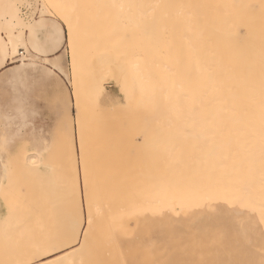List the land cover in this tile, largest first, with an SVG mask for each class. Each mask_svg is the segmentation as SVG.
Listing matches in <instances>:
<instances>
[{
	"label": "bare ground",
	"instance_id": "1",
	"mask_svg": "<svg viewBox=\"0 0 264 264\" xmlns=\"http://www.w3.org/2000/svg\"><path fill=\"white\" fill-rule=\"evenodd\" d=\"M2 1L0 0V27H7L13 22V14L12 10L7 7L11 5L9 1H3L5 6L2 5ZM152 1L155 4L159 1L160 4H163L162 11L164 10V12L162 13L166 17L165 7L169 3H166V0H162L164 1L162 3L161 0H158L157 3V0ZM152 1L147 0L146 8L149 7V10L144 7L145 3L140 7L145 8L146 12L144 13L148 14V11L151 13V9L154 11L155 5H153L154 7L149 6V3L150 5L153 3ZM169 1L171 3V0ZM184 1L185 4L187 3L185 6L191 8L186 9L183 6V0H179L180 10H182V6L183 9H186V17H182L184 26L181 27L179 24L177 27H171L173 29L180 27L178 29L180 44H174L177 40L173 35L175 46L172 47L170 36H167L170 40H165L167 32L171 28L165 26L156 28L157 24L156 26L153 24L157 22L155 19L152 23L154 28L148 22L144 23L146 17H143V23L151 25L153 28L148 29L149 31L146 33L144 30H147V27L145 25L146 29L141 28L143 27L142 23L141 26L139 24L140 29L137 31L138 33L143 29L144 34H152L148 44L149 51L147 55L141 56L144 60L146 58V61L143 63L141 59V63L145 64L148 59L147 64L153 71V91L146 97L147 105L154 106L152 108V110L154 109L153 116H149L151 123L147 120L153 127H148L147 121L142 125L154 131L145 130L146 128L142 127L140 133L143 132L142 135L146 136L149 134L147 132H153L151 135L156 140L160 138V141L164 137V142L167 145L164 149L166 154L159 155L157 153L158 155H156L154 149H150L153 161L149 160V163L151 161L152 165L144 162L145 160L142 161L143 158H141L142 162L139 161L141 164H146L148 169L143 168L142 165L138 168L137 166L140 164H137L136 158H134V164H136L134 168L138 170L143 168L141 172L138 170L135 172L136 170L133 168L134 171L129 170L131 164H127L131 159L126 160V158L134 157L135 154L130 155L132 149L129 148L130 154L125 152L127 149L125 139L123 142L125 145L123 143L116 144L113 141L114 147L111 145L110 147H112L111 149L117 148L116 152L126 148L123 151L127 155L126 158L121 156L122 159L118 154L116 157L114 156L115 160L118 159V164H123L124 168L117 171V163L110 162L113 161V154L109 156L112 160L107 158L110 163L102 159L107 164L116 165V167L114 165L115 169L106 165L107 168L110 167L109 173L112 172V176L113 173L117 175L114 174L116 177L113 185L115 186L110 189H106L104 186H99L97 189L93 187L85 189L87 219L89 214L87 193H93L92 230L88 236V243L83 249L75 252L65 249L69 252L65 257L68 264H233V253H235L233 252L235 243L233 244L232 235L234 232L233 217L239 219L241 229L240 232L236 231L235 239L238 233L247 235L246 243L241 246L245 247L244 254L247 252L248 247L246 246L250 240L249 226L247 225L248 215L257 213L264 221V217H262L264 215V0H198V4L194 2L193 5H188V2L192 4L191 2L194 0ZM46 2L53 3L50 0H46ZM127 3L125 5H128ZM141 4H143L142 0L138 7ZM61 8L68 10L66 8L70 7ZM133 9L136 11L135 8ZM178 10L176 12L180 18L185 10L180 13ZM156 11L153 13L154 15L155 13L158 15L160 9L158 11L156 8ZM132 12L130 11V13ZM138 12L141 13L142 10L136 11V13ZM161 14L159 16H163ZM138 16L141 17L142 14ZM140 17L136 16V19L142 22ZM182 18L179 22L181 25H183ZM46 19L50 20V17ZM151 19L150 17L149 21ZM160 22L163 21L160 20ZM165 22L167 23V20ZM165 22H163L164 25ZM163 23L160 25L162 26ZM131 24L135 25L133 21H130ZM133 27L137 28L138 25ZM142 34L140 35L142 36ZM144 34V39L148 38ZM16 35L19 36L20 32L17 31ZM117 35L119 36V33L113 34V37L116 36L119 39ZM100 37L102 38L101 35ZM167 41H169L168 44ZM107 42H109L108 39ZM169 44L170 46H168ZM109 45H107V49H111L112 45ZM175 47L177 48L175 49ZM171 48L175 49L176 55L170 62L172 53L169 58L167 52L172 51ZM8 50L10 52L11 45H8ZM18 51L20 52V49ZM112 51L114 53L113 49ZM103 52L107 55L106 49ZM144 52L146 54V50ZM103 55L101 53V58ZM111 55H107L106 59L104 56L105 60L102 58L105 64L103 63L104 73L100 74L101 79L99 78V81L101 80L100 90L103 89V82L114 79L111 67L117 63V58L114 59V55L112 57ZM121 55L118 54L120 57ZM137 55L139 56V54ZM38 56L39 53L35 52L28 57L19 56L18 61L23 65L22 69L15 74L9 73L6 80L8 83L10 80L15 81V83H9L14 89L20 91L21 88H30L31 81L38 72L47 76ZM134 57L136 58V54ZM138 58L135 59L136 62H132L133 66L130 64L131 71L136 73L133 76L134 80L135 78L143 79L142 74L145 72L143 68L140 69V59ZM118 67L117 74L119 76L127 73L124 67ZM146 71L148 72V70ZM59 72L67 75L63 66ZM102 80L105 81L102 82ZM19 107L18 105L15 108L16 111ZM165 109L167 115L165 112L166 119L163 120L161 114ZM149 111L148 109L147 112ZM2 117L7 120L8 126L17 124L19 120L17 125H19L18 130L21 131L24 121L18 112L12 116ZM16 119L18 120L16 121ZM122 126L124 127V124ZM120 128L126 137L128 135L127 128V134L123 132L125 128L121 126ZM80 129L79 131L83 133V127ZM5 134L3 132L1 135L4 137ZM123 135H121L122 139ZM151 135L144 138L153 139ZM151 139L145 140V142L147 141L145 145L148 146L146 150L150 146L152 148L153 141ZM86 140L89 143L87 138ZM122 144L125 147L121 148ZM92 145H88L89 151L86 150V146L84 150L89 153L94 148L96 151L95 144ZM118 146L121 147L118 148ZM90 147L92 148L90 149ZM108 149L106 148V151ZM44 150H46L45 147L33 148V153L31 151V154L26 155L28 165L42 164L43 159L40 157ZM102 150L100 152L103 153L105 150ZM5 155H0V197L3 196L5 184L11 171L10 162L5 161ZM88 155L86 154L87 157ZM106 155L104 154V156ZM86 156L84 153L83 157ZM91 159L93 160V158ZM124 160L125 162L129 161L125 163ZM86 166L88 165L86 164ZM92 167L94 169L95 166ZM112 168L115 172L112 171ZM85 172L91 171L85 170ZM104 176H100L103 177L99 181L101 185L105 182ZM73 177L76 184L75 195L80 199V176L75 173ZM86 177L87 183H89V176L83 175L85 183ZM92 177L90 178L92 179ZM95 178L98 180L99 177ZM110 179V182L113 181L112 178ZM80 211L83 219L82 210ZM5 216L6 206L0 201V234L7 226ZM87 219L83 226L84 231L88 230ZM245 221L246 224H244ZM262 236H264V230L259 233L257 238H262ZM80 240L83 243V235L80 236ZM257 248L259 254H264V245ZM58 250L57 253L63 256L64 253ZM7 255L14 257V260H9L8 264H25L28 259L25 255L15 256L11 252Z\"/></svg>",
	"mask_w": 264,
	"mask_h": 264
},
{
	"label": "rangeland",
	"instance_id": "2",
	"mask_svg": "<svg viewBox=\"0 0 264 264\" xmlns=\"http://www.w3.org/2000/svg\"><path fill=\"white\" fill-rule=\"evenodd\" d=\"M3 1L5 2V0ZM3 1H2V5L5 6ZM8 1L9 4H22L27 2V0H11V1L8 0ZM51 1H53L54 5H56L57 7H55ZM138 1L140 3V0H136V1L134 0H57V1L50 0V2L52 3L51 4L49 2L47 3L46 0H40L41 4L47 3L50 6L46 10L45 18L50 17V19H57L60 13L63 12L64 14L68 13L67 15L73 16L75 22L78 21L76 22L79 27V35H80L78 54L76 59V66L74 69L71 49L70 48L67 49V55L62 61L64 72L67 73V75L58 72L55 76L45 77V74L38 72L35 74L33 80L31 81L30 88L28 89L21 88L20 91L14 89L6 81L8 78L7 77L8 74L4 77H0L1 78L0 79V124L2 122V124L0 125V129L4 130V131L0 130V141L6 138L12 140L15 137L12 153L11 154L6 153L5 155V161H7V163L8 161L10 162L9 165H11L10 166L11 171L10 174L8 175V179L5 184L3 196L0 197V201L6 206L5 221L7 223L4 232L0 234V250H1L0 264H8L9 260L11 261L14 260V257H9L7 253L9 254L11 252L15 256L25 255L29 257L28 255L37 246L43 245L59 237L66 227L67 221L71 215L70 213H72L73 211L74 202L75 205L79 207L80 210H82L83 224H84L83 226H85V222L87 219L85 189L92 187L97 189L99 188V186H104V188L106 189L113 188L115 186L113 184H115V177L117 175L116 173H113L112 176L111 175L112 172L109 173L110 167L114 168L115 165V164L113 165V163L110 165L109 163L114 162L117 163L116 164L117 167L121 166L120 168H117L115 165L117 171H119L118 169L121 170L122 168H124L122 167L123 164L122 165L120 163L118 164L117 161L118 159L115 160V157L116 154H118L120 157L125 156L124 158H126L127 155L124 154L123 152L126 148L119 149V151L116 152L117 148L111 149L112 147H110V145L113 146V141L116 144L123 143L126 141L127 142V143L125 142L126 145L123 143L127 147L126 149L127 151L125 150V152H128V154H130L129 149H132L130 155L133 156V154H135L137 156V157L135 155L134 157L130 156L131 158L127 157L126 160L131 159L129 163H127L129 160L127 162H125V160L123 161L128 165L131 164L129 170L134 169L136 170L135 172H137L138 169L134 168V166L136 165L134 164V160H135L134 158H136L135 162L137 164H140L139 166H137L138 168L141 167L142 165L144 166L143 168L146 167L148 169L149 167H147L146 164L144 163L141 164L139 163V161H141V158H143L142 161L145 160L144 162L148 163L149 165H152L151 161H150L151 164L149 163V160L153 159L151 158L152 156L150 155V151H149L150 149H154L153 151L156 152V155L166 154L164 149L166 148L167 145L164 142V137L161 138V141L160 138L156 140L151 135L153 134V132L150 133L145 131L149 133L153 138V139L150 138L151 141H153L152 148L150 146V148H147L146 150V147L148 146H146L145 143L150 139L148 138L147 140V138L145 139L144 137L149 136V134L145 136L142 135L143 132L142 134L140 133V129L142 130L143 127L142 124L146 123L145 121L148 120L151 123L149 116L151 117L153 116V110H154V109L152 110V108L154 107L152 104L147 105L146 103V97L148 93H152L153 91V71L151 70V66L147 64V62H149L148 59L147 62L145 63L147 65H145L143 63L144 61H146V58L145 60L143 57L141 58L142 55H147V52L149 51L148 44L151 41L152 34L149 35L144 33L146 31H149L148 29H152L154 26H156V24H157L156 28H160L163 26L169 28H171L172 26L177 27L179 24H180L179 26L183 27L184 26L183 20L186 17L185 15L186 9L189 7L185 6L187 3L185 4V1L183 0L184 2L183 6L186 7V9H183V6L181 8L182 10H185V12L183 11L184 13L182 14L183 16L180 17L179 15L180 18L184 17L181 19L182 20L181 22L183 24L181 25V23H179L180 18H178L176 12L179 6L181 7V5L179 4V0L176 1L171 0V3L169 0L165 1L166 3L168 2L170 5L169 6L168 4L165 3L166 15L168 17L167 16L165 17L164 16L165 14L162 13L164 12V10L162 11L163 4H160L159 3L160 1L159 2L158 0L156 1V3L158 2L157 4H159L160 6L155 4L152 0L151 1L154 4L152 3L150 5L149 3V6L155 5L158 11L160 9L158 15H156L155 13L156 16L153 14L156 11V8L155 9L153 8L154 6L151 7L154 9V11L151 9V13L149 11L148 14L144 13L146 12V10H149V7L148 9L146 8L147 7L146 4H148L147 0H142L143 4L139 5V7H138L139 4ZM197 1L198 0L196 1L194 0L193 2H191L192 4H189L190 2H188V5H193L194 2L198 4V2L202 0H199L198 2ZM121 2H125V3L122 4ZM126 2H128L127 3L128 5H125ZM132 2H134L135 4L134 3L132 4ZM162 2L164 1L161 0V3ZM120 3L122 4L121 7H120ZM66 4L77 5L78 7L66 8L68 10L58 7L62 5L64 6ZM133 5L136 7H132ZM143 5L146 8V10L145 8H140ZM133 8H135L136 11L142 10V12L136 13V11ZM182 10H180L179 8L178 10L179 13ZM24 11L27 10L25 9ZM130 11L131 12L133 11L132 12L133 14L130 13ZM159 13L160 14L162 13L163 16H159L160 15ZM130 14L135 16H132ZM140 14H142L141 17L138 16ZM153 15L155 18L153 17ZM136 16L137 18L140 17L141 18L140 21L142 22H139L138 21L139 19H136ZM143 17H146L147 19L148 18L150 19L151 17L152 19L150 21L149 19L148 21H146L147 19L146 18L144 19ZM142 18L145 20L144 23L148 22L152 26L153 24L155 25L152 27L151 25L149 26L148 24H144L143 23L144 20ZM128 19L130 21H133L135 25L133 24L130 25V21ZM154 19L157 21L156 23L154 22L155 21ZM160 20L163 22L167 20V23L165 22L164 25V23L160 22ZM136 23H138L137 25L139 28L133 27V26H137ZM142 23H143V27L141 28L144 29L145 27H147V30H144L145 31L144 32L142 29L138 33L140 34L143 33L144 36L148 37L145 39L143 37V34L142 36L140 34L138 36L137 33ZM161 23H163L162 26L160 25ZM131 26L132 28H130ZM175 28L174 29L171 28V30L172 29L173 30L172 31L169 30L167 32L168 35H166L165 40L166 39L170 40L168 38L170 36L171 38L170 44H173V40H174L173 35H175L177 41L174 42V44L176 45L177 43L180 44V40H179L180 34L178 32L179 31L178 29L180 27H178V29ZM116 33H119V36L117 35L119 39H117L116 36L113 37V34L115 35ZM100 35L102 36L103 40L100 37ZM107 39L109 42H107ZM116 39H117V43H116ZM168 43L169 41H167V44ZM170 44L168 46H170ZM174 44L172 47L175 46ZM107 45L109 46L112 45L113 48L111 47V49L109 48L107 49ZM176 48L177 47H175V49ZM105 49L107 50V55H111L112 53L111 57L114 55L113 56L115 57L114 59L117 58L116 59L117 63L113 67H111L113 71L112 78L114 79L113 80L109 79L110 81L108 82H103L105 80H102L103 89L100 90L99 84L101 80L99 81V78L101 79L100 74L104 73L103 63L105 64V62H103L104 59L103 57L105 56L106 59L107 56L103 52ZM112 49L114 50L115 54L113 53ZM172 49L173 48H171V50ZM175 49H173L172 51L169 50L167 52V56H169L170 53H172V55H170L171 58L169 56V58L171 59V60L169 59L170 62L172 61L173 58H175L176 55V53L174 52ZM117 50H120L119 51L120 53ZM144 50H146V54ZM20 52L22 53V50H20ZM101 53L102 55L104 54L102 56L103 59L101 58ZM118 54L119 55L122 54L121 55L122 58L118 56ZM133 54L134 56L136 54V58L133 56ZM137 54H139V56ZM21 56L23 55H20V57ZM137 58L140 59V65H139L140 69L143 68L144 70L143 69L142 70L145 71L144 73L142 71L143 74L142 73L141 74L143 75V79L140 80L138 78H135L134 80L133 76L136 73H133L132 72L133 70L131 71V67H130V64L131 66H133L134 63L133 61L136 62L137 60L135 59ZM141 59L143 63H141ZM10 66L12 65H9V67ZM118 66L124 67L128 74L123 73L122 75L119 76V74H117L119 68ZM146 70H148L149 73ZM36 87L39 88V99H37L35 95H32L31 92H29L30 90ZM18 95L31 96V103L33 105V110L36 111V114L34 116L30 115L29 117L30 125L26 127V129L24 128L22 130L23 132L18 130L19 129V125H17L19 121L18 119H16V121L18 120L17 124L14 123L11 126H8L7 120L2 117L5 115L12 116L15 113H17L15 108L18 106V104L14 103V101ZM101 100L103 101V103L98 104L97 101H101ZM148 109L150 110L149 112H147ZM165 112L167 115L166 109L161 114L163 115V120L166 119L164 117ZM149 122H148L149 125L148 127L150 126L153 127V125L149 124ZM120 123L124 124V127ZM120 126L122 128H125L123 132L126 133V131L128 130L127 131L128 135H126V137L125 134L123 135V133L121 132L122 129L120 128ZM82 127H83V133L82 131H79V129ZM143 128H146L145 130L150 129L151 131H154L151 128L147 129V126H144ZM3 132L4 134L6 133L5 134L6 136L4 137L1 135L3 134ZM18 132L19 135H17ZM120 132L121 135L124 136L123 139L121 138ZM82 134H84V136H81ZM23 138L25 139L23 140ZM86 138L88 139L89 143H87ZM119 138L120 140H118ZM128 138L131 139V141H129ZM145 140L147 141L145 142ZM92 144H95L96 151H94V148L91 149L92 147H94V145ZM123 144L122 147L118 146V148L125 147ZM88 145L89 146L92 145V147H90L91 150L89 152L90 154L92 152L91 155L88 153L89 151V149L87 148ZM97 145H98V149H97ZM43 147H45L46 150L42 152V156L40 155L41 156L40 159H43L42 164L39 163L36 166L35 165L30 166V164L28 165V162L26 161V155L28 156L29 154L33 153V148L41 149ZM84 147L87 148L86 150L88 151L84 150L85 149ZM106 148L109 149L106 151ZM102 149L105 150L104 151L105 153L100 152V150ZM110 149L112 150V152H110L111 151ZM84 153L85 156L86 154L87 155L89 154L88 157L86 156L87 159L86 157L85 158L83 157ZM104 154L105 155L109 154V155L104 156ZM111 154H113L112 155L113 161L109 162L107 158ZM153 154L155 155V153ZM144 155H146L147 158ZM123 157L121 158L123 159ZM91 158H93V160ZM102 159L108 161L109 163L107 164V162L102 161ZM109 160H112V158L109 157ZM92 162H94L93 165H90L92 164ZM86 164L88 166H86ZM102 164L107 170H104L105 169L104 167L102 168L103 166ZM106 165L110 167L107 168ZM92 166H95L94 169ZM143 168L138 170V172L139 171L141 172ZM114 169L112 170L113 172H115ZM85 170H89L91 172L86 173ZM100 171H102V173H100ZM75 173H77L80 176V181H79L81 182L79 183V188L81 191L80 199L75 195L76 184L73 180L74 179L73 176ZM104 173L106 174L105 176ZM85 174L89 176V183H87V188H86V183L83 179V175ZM107 174L111 176H108ZM114 174L116 176H114ZM90 175L93 176L92 179L90 178L91 177ZM96 176L99 177L98 180L97 178H95ZM100 176H104V178H106L104 180L105 182H103L102 185L100 184L99 181L102 180L103 177ZM110 178H112L114 182L111 181L112 182L111 183ZM248 217H249L248 218L249 222H247V225L249 226L248 229H249L250 240L246 246L248 247L246 249L247 252L246 254H244L245 247L243 246L238 248L235 244V248L233 250V252H235L233 253V264H235V262H241L244 260L246 262L248 261L249 264H256V263L260 264L259 262H261L262 258H264V254L261 255L257 251L258 246L264 245V236H262V238H257L259 233H262L264 230V221L261 220L260 215L257 213H255L254 215H248ZM262 217H264V215H262ZM244 224H246V221ZM232 227L234 230L232 234L233 244H234L236 241L235 239L236 231L237 230L239 232L241 231L239 227V219L233 217ZM6 255L8 256V258L6 257Z\"/></svg>",
	"mask_w": 264,
	"mask_h": 264
},
{
	"label": "snow or ice",
	"instance_id": "3",
	"mask_svg": "<svg viewBox=\"0 0 264 264\" xmlns=\"http://www.w3.org/2000/svg\"><path fill=\"white\" fill-rule=\"evenodd\" d=\"M12 10L13 22L7 27H0V77H4L9 73H18L23 65L19 63L18 58L22 50L23 56L28 57L31 53H39L37 57L43 66L47 76H55L62 68V61L67 55V49H71L73 68L76 66V59L79 46V27L74 21L73 16L60 13L57 19H46V10L50 7L47 3L41 4L40 0H27L22 4H11L7 6ZM58 7L76 8L77 5H64ZM27 11H24V10ZM66 25V28H65ZM20 35L17 36L16 32ZM8 45H11L9 52ZM9 65H12L10 68ZM9 83H15L10 80ZM31 91L39 99V88L36 87ZM14 103L20 107L17 109L20 118L24 121L23 128L29 126L30 115L34 116L36 112L33 110L31 96L18 95ZM103 103V101H97ZM19 135V132L17 133ZM12 140L4 139L0 141V155L11 154L13 150ZM87 188V177H86ZM89 214L87 219L88 230L84 231L83 219L80 208L73 203V211L67 221L66 227L62 234L54 240L43 245L37 246L30 254L25 264H68L65 258L70 249L72 252L79 251L88 243V236L92 230V205L93 193L88 192ZM84 236L83 243L80 236ZM114 239V238H113ZM247 241V235L238 233L235 244L240 248ZM57 249L64 253L60 255ZM235 264H249V262L241 261ZM260 264H264L262 258Z\"/></svg>",
	"mask_w": 264,
	"mask_h": 264
}]
</instances>
